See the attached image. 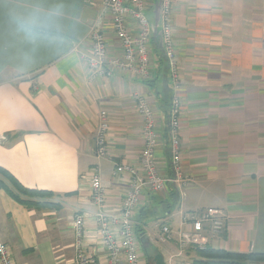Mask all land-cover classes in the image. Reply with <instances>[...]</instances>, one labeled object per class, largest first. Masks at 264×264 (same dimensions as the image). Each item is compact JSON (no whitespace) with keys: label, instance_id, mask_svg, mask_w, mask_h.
<instances>
[{"label":"crops","instance_id":"0c3cea01","mask_svg":"<svg viewBox=\"0 0 264 264\" xmlns=\"http://www.w3.org/2000/svg\"><path fill=\"white\" fill-rule=\"evenodd\" d=\"M30 2L0 0V168L23 187L49 193L51 206L28 209L0 189V241L16 264H74L72 222L80 215L91 238L87 253L105 263L90 178L95 174L106 188L104 208L117 212L136 177H115V168L142 174L134 93L148 101L158 122L157 172L172 176L168 64L151 42L149 80L123 71L92 79L82 57L91 52L89 27L101 0H62L69 34L57 49L31 48L13 30L10 13ZM143 2L154 13L158 0ZM171 10L181 84L180 165L189 182L176 198L168 184L160 193L143 190L134 211L143 229L139 240L145 236L167 264H195L194 251L172 258L174 243L155 244L154 236L162 224L178 230L182 213L211 207L228 219L218 236L204 228L207 247L264 254V0H171ZM103 25L108 57L119 56L109 23ZM129 28L138 30L133 20ZM101 111L109 120L104 158L95 156L94 144Z\"/></svg>","mask_w":264,"mask_h":264},{"label":"built area","instance_id":"2783aa9c","mask_svg":"<svg viewBox=\"0 0 264 264\" xmlns=\"http://www.w3.org/2000/svg\"><path fill=\"white\" fill-rule=\"evenodd\" d=\"M158 3L157 30L161 33L163 54L168 64L173 90L167 117L172 176L164 178L157 172L154 154L158 144L156 130L158 122L148 101L143 96L134 93L132 100L142 122L143 147L140 152L142 174L138 173L140 170L137 172L134 168L122 164L115 168L113 172L115 177L123 173L136 177L130 182L129 191L117 212H108L104 208L106 188L95 174L91 175L92 201L100 208L95 219L97 235L99 244L105 250L106 258L105 263H100L87 253L91 238L84 230L83 217L75 215L72 222L74 264H140L141 254L137 245L134 220V211L140 195L144 189L154 193L164 192L167 184L173 186L181 195L189 182L180 165V82L172 33L171 0H158ZM144 11L143 0H101L100 13L89 27L91 52L88 56L82 57L83 62L89 68L92 79L95 76L111 78L118 71L137 75L142 80L150 79L149 46L153 37V25L146 20L143 15ZM132 20L138 26L135 33H132L129 28V21ZM104 21L109 23L119 44L121 51L119 56L108 57L107 55ZM108 132V115L105 111H101L98 116L94 143L95 156L98 158L106 156ZM2 141L4 138L0 137V142ZM227 219V213L219 208L210 207L195 212H184L180 216L178 230L172 229L169 225L159 226L154 236V243L163 246L174 243L177 251L172 258H183L187 251L195 252L207 247V238L203 236L205 227L208 228L212 237L218 236L224 232ZM0 264H16L9 248L2 241H0Z\"/></svg>","mask_w":264,"mask_h":264},{"label":"clouds","instance_id":"9594fccd","mask_svg":"<svg viewBox=\"0 0 264 264\" xmlns=\"http://www.w3.org/2000/svg\"><path fill=\"white\" fill-rule=\"evenodd\" d=\"M10 24L22 41L31 48L57 49L67 40L62 0H31L16 7L9 16Z\"/></svg>","mask_w":264,"mask_h":264},{"label":"trees","instance_id":"16d2710c","mask_svg":"<svg viewBox=\"0 0 264 264\" xmlns=\"http://www.w3.org/2000/svg\"><path fill=\"white\" fill-rule=\"evenodd\" d=\"M151 42L154 45L155 51L159 54L157 49V38L152 37ZM166 60V59H165ZM171 98H167L166 105L168 106L167 117L170 107ZM167 134V133H166ZM168 138V134L165 135ZM115 171V170H114ZM0 189H2L10 198H12L18 204L25 208H47L51 206L48 202L50 194L43 191L31 190L20 185L8 172L0 168ZM175 189V188H174ZM176 191V190H175ZM173 191L172 196L176 198L177 192ZM143 232V229L136 227V235L138 241H140L141 248L146 245L152 249V245L143 236L142 240H139V233ZM195 254L199 257L195 264H260L264 263V254L261 253H249L240 254L234 252H228L225 250L212 249L205 247L203 250H196Z\"/></svg>","mask_w":264,"mask_h":264},{"label":"water","instance_id":"95a60500","mask_svg":"<svg viewBox=\"0 0 264 264\" xmlns=\"http://www.w3.org/2000/svg\"><path fill=\"white\" fill-rule=\"evenodd\" d=\"M153 14H154V19H153V24H152L153 25V37L157 38V48L162 54V57L164 58L161 33L159 30H157V24L159 20V3L158 2L155 5ZM142 251H143V255L146 260V264H150L149 262L150 259L152 260V264H167L160 253H157L151 257L150 254L146 253V249L144 247H142Z\"/></svg>","mask_w":264,"mask_h":264},{"label":"rangeland","instance_id":"374dc122","mask_svg":"<svg viewBox=\"0 0 264 264\" xmlns=\"http://www.w3.org/2000/svg\"><path fill=\"white\" fill-rule=\"evenodd\" d=\"M143 15L145 16L146 20L148 21V23H152L153 21V11L150 10L149 12L148 11H144ZM178 76H179V71H178ZM180 80V79H179ZM180 82V81H179ZM181 85V84H180ZM136 240H137V235H136ZM137 245H138V249L140 252H142V248H141V244H140V241L137 240ZM145 248V247H144ZM146 253L150 254V256H154L155 254L158 253L157 249L156 248H148V246L146 245ZM144 263V262H143Z\"/></svg>","mask_w":264,"mask_h":264},{"label":"flooded vegetation","instance_id":"af4514ba","mask_svg":"<svg viewBox=\"0 0 264 264\" xmlns=\"http://www.w3.org/2000/svg\"><path fill=\"white\" fill-rule=\"evenodd\" d=\"M143 258L145 260V257H143ZM149 262H150V264H152V260L151 259L149 260ZM145 264H146V260H145Z\"/></svg>","mask_w":264,"mask_h":264}]
</instances>
